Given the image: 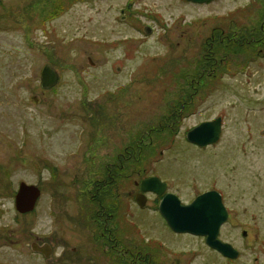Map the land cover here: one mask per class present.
I'll list each match as a JSON object with an SVG mask.
<instances>
[{
  "label": "rangeland",
  "instance_id": "rangeland-1",
  "mask_svg": "<svg viewBox=\"0 0 264 264\" xmlns=\"http://www.w3.org/2000/svg\"><path fill=\"white\" fill-rule=\"evenodd\" d=\"M45 65L59 75L47 92ZM216 118L215 145L202 150L187 141L194 126ZM123 143L127 150L139 144L142 157L154 153L149 174L184 203L217 180L240 225L226 226L222 238L237 247L241 264H264V0H0V264H74L25 254L28 230L50 231L60 198L66 221L73 195L77 239L89 251L75 264H115L92 221L98 207L86 183ZM128 159L127 183L139 165ZM57 168L63 195L46 187L36 213L18 219L4 174L14 189L53 186ZM125 187L127 196L134 185ZM131 211L141 232L137 240L126 231L125 247L134 250L131 236L145 244L153 236L175 251H195L190 264H213L198 239L169 238L154 211ZM240 227L251 229L250 247Z\"/></svg>",
  "mask_w": 264,
  "mask_h": 264
},
{
  "label": "flooded vegetation",
  "instance_id": "flooded-vegetation-1",
  "mask_svg": "<svg viewBox=\"0 0 264 264\" xmlns=\"http://www.w3.org/2000/svg\"><path fill=\"white\" fill-rule=\"evenodd\" d=\"M122 13H124V11H122ZM49 90L50 89L46 90L45 92ZM102 109H103L102 110L103 114H110V112L113 111L112 108L102 107ZM115 113L118 115L117 119L119 118V120H121V114L118 112ZM205 122H212V121H204L201 123H205ZM122 137H124V131ZM215 144H211L208 146L206 145L200 148L204 150L206 148L212 147ZM121 145L122 147L119 148L120 150L117 152L116 158L115 157L110 158L111 155L107 153L106 156H104L105 158L103 157L101 159V162L102 163L104 162V164L103 166H101L102 169L100 175H98V177L95 178L93 181L90 182L89 180L86 183V192L91 196L90 198L91 205H92V200L95 199L94 202L96 204L95 203L94 204L97 205L98 207L96 212V218H93L92 221H95L101 227V231L99 235L101 236V238H104V245H107L105 246V248L108 247L107 250L109 251L110 254L107 255L112 259V261L115 264H127V263L128 264H190L192 261L191 259L194 257V255L197 254L195 251L187 253L183 249L175 251L170 247L166 246V244L161 239L153 236H147L149 239L146 244L142 243V241L140 242L135 241L134 237L137 239V237L140 236L139 232H141V227H139L138 223L134 220V218L136 219L135 211H131L130 213V207L133 209L134 206L139 212L146 211L148 209L150 210V212L154 211L155 214L161 218V220L164 222V225L168 228L170 234L172 235L169 238L178 239L184 237V238L198 239L199 241H201L204 249H207L208 252L210 253L212 257L211 262L213 261V264H220L221 260H223L225 264H241V253L239 252L237 247L231 241L224 240L222 238V233L226 229V226L229 225L230 227H232L231 229L232 231H236L240 225L236 223L237 222L235 215L236 213H234L233 211L234 209L230 206L227 200L228 198L225 189L219 186V182L217 180L214 179L212 181L213 182L212 187H209V189L207 190H203L202 192L197 194L194 198H192L191 201L184 203L179 198V196H177L176 194L170 191L169 183L167 181L162 180L157 176L149 174L147 166L150 163L152 164V162H154V159H152L154 153L150 156L149 159V157H142L140 153L141 150L138 149L139 144L130 146L129 150H127L124 147V143ZM153 148L154 146L150 147V151L153 150L155 152ZM77 153L78 151L74 153L75 157L77 156ZM160 154L161 155L163 154L162 150L160 151ZM128 158L133 159L135 162L138 161L139 165L136 172H134L136 176H134V179L131 182H128L129 184L131 183L132 185H134V189L129 191L128 195L126 196L124 190L126 189L125 184L128 183L126 181L127 178L124 176V169H125V163L128 160H130ZM104 159L105 161H103ZM147 159H149L148 162ZM86 160L88 163L93 164L95 160L94 155H91V157H89V159ZM110 162H113V164H109ZM92 168L93 167L91 165L89 171H91ZM57 169L54 171L55 174L57 172L58 174H56V180L54 181L53 186H49V185L46 186L47 184L43 186L40 183L38 185H33L39 189L40 195L36 201L34 209L26 213L19 212L15 206V200H16L17 192L19 190V186L21 183L24 182H19L17 188L14 189V186H12V183L8 180L9 174L7 172L4 174L5 178L7 179L5 187L11 192L12 205L15 209V212L17 213L16 217L18 219L20 217H27L29 215L31 217V215H34L36 213L37 207L41 202L46 187L50 188L49 190L51 194H53L54 196L58 195L61 197L63 195L62 194L63 181H61V178L59 177L60 170ZM151 178H158L160 182L165 185L164 192L161 195H158L154 192H142L141 182ZM72 183H73L72 189L74 192L77 183V176L74 175V181ZM27 185H31V184H27ZM211 192H214L220 196L221 202L226 211V221L219 228L217 239L222 243L230 245L237 252V257L234 259L227 258L218 250L209 247L206 243L205 236H195L187 233L174 232L171 228H169L165 219L162 217V215L159 212V205L167 194H173L177 196L181 201L182 205H189L197 196ZM73 200L75 202V205L74 203L72 204L73 208L69 210L70 214L69 217L67 216L68 218H66L67 219L66 221L63 222L62 219L63 212H62V205H59L61 201L60 198L58 204L54 205V209H53L54 220L52 221L50 231L41 232L40 234H35L32 233L31 230H28L30 241L28 244L26 243V246L29 249V251H25L26 255L34 258L38 257L43 262L45 261L47 262L51 260L50 263L53 262L61 263V261L65 260L64 262H68V263L72 262L75 264L77 258L83 257L84 254L85 255L88 254L89 251H87V247H86L87 245H84V241L80 242L77 239L78 236L76 234V230L78 227L77 224L78 214H77L76 195L75 196L73 195ZM87 203L88 202L84 204L82 201L80 207H85L86 205H88ZM26 224L27 226L29 225V227L31 226V223L29 222ZM130 228L133 230L134 237L131 236V238L134 242V250L125 247V242L127 241L126 238L128 235L126 231L129 233ZM240 228H241L240 236L246 243L245 246L250 247L251 244H248V242L250 240L251 229L249 228L250 229L249 230V229H243L242 227ZM63 232L65 234H63ZM252 237L254 238V240L255 239L257 240V235L253 236L252 234ZM80 248L82 249L85 248L86 249L85 253L82 252ZM59 249L61 250L59 251ZM190 255H192V257Z\"/></svg>",
  "mask_w": 264,
  "mask_h": 264
},
{
  "label": "water",
  "instance_id": "water-1",
  "mask_svg": "<svg viewBox=\"0 0 264 264\" xmlns=\"http://www.w3.org/2000/svg\"><path fill=\"white\" fill-rule=\"evenodd\" d=\"M195 4H203L211 0H187ZM146 34L151 29L145 27ZM58 73L45 65L40 74V86L44 90L55 87L58 83ZM222 120L217 118L212 122H205L192 128L186 134L191 144L203 147L216 143L220 139ZM165 185L158 178H151L141 182L142 192H154L161 195ZM40 195L39 189L33 185L21 183L16 195L15 206L21 213L34 209ZM159 212L169 228L176 233H187L195 236H205L209 247L218 250L225 257L234 259L237 252L228 244L217 239L219 228L226 221V211L220 196L214 192L197 196L189 205H182L179 198L167 194L159 205Z\"/></svg>",
  "mask_w": 264,
  "mask_h": 264
}]
</instances>
